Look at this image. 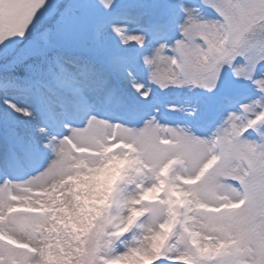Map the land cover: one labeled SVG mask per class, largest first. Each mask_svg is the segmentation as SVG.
<instances>
[{"label":"rangeland","instance_id":"374dc122","mask_svg":"<svg viewBox=\"0 0 264 264\" xmlns=\"http://www.w3.org/2000/svg\"><path fill=\"white\" fill-rule=\"evenodd\" d=\"M62 1L4 0L10 46L4 48L5 22L0 17V59L13 54L21 63L40 55L36 39L64 45L41 27L46 21L31 25L38 17L51 19L57 12L55 4ZM90 1L79 11L68 12L75 26L63 37L75 43L92 39L98 17L103 21L106 14L120 13L121 22L108 25L99 37L110 55L120 50L116 28L125 29L120 52L129 53L130 63L121 58L110 70L73 69L66 64L65 91L45 90V106L39 109L27 88L0 81V125L12 129L37 161L29 162L17 148L8 150L0 137V237L5 240H0V264H161V254L172 263L206 264L213 255L223 254L225 259L214 264H264V145L255 150L253 140L239 137L245 125L238 119V109L225 111L224 122L209 133L191 130L190 123L171 125L150 116L165 105L154 88L172 93L197 82L210 91L223 90L213 66L230 53L247 25L264 15V0H239L233 6L232 0H205L206 8L219 9L228 18L230 30L224 39L219 23L188 6L180 22L182 35L188 38L179 41L184 71L180 79L175 75L179 57L171 45L165 51L150 44V53L141 57L133 47L147 42L145 29L151 22L168 20L173 12L168 0H157L150 7L138 0ZM197 36L209 41L212 59L203 55ZM252 53L248 67L235 66L236 77L226 87L232 93L247 83L256 63L264 61V53ZM127 69L135 76H129ZM257 79V87L264 89V75ZM189 94L167 101L168 111L191 120L198 116V103L187 98ZM81 96L83 109L76 102ZM257 104L259 100L248 105L252 118L259 117ZM102 108L108 111L94 117ZM133 109L142 118L139 123L114 119L116 112ZM58 113L69 122L58 119ZM50 124L65 128V134L59 137ZM217 134L218 144L213 141ZM117 176L125 183L120 185ZM168 178L188 200L185 215L204 254L200 259L194 258L184 238L176 202L167 190ZM227 178L245 182L248 194L226 183ZM230 188L236 191L234 198ZM98 233L103 243L99 251ZM14 243L31 251L14 248Z\"/></svg>","mask_w":264,"mask_h":264},{"label":"trees","instance_id":"16d2710c","mask_svg":"<svg viewBox=\"0 0 264 264\" xmlns=\"http://www.w3.org/2000/svg\"><path fill=\"white\" fill-rule=\"evenodd\" d=\"M11 55H13V54H11ZM11 55H9V56H7V58L5 59V60H2V59H0V67L4 70H9V68L10 67H12V66H18L20 63H19V57H17V56H13V57H11ZM32 61L33 60H37V58H36V56L34 57V58H32L31 59ZM10 69H12V68H10Z\"/></svg>","mask_w":264,"mask_h":264},{"label":"bare ground","instance_id":"6f19581e","mask_svg":"<svg viewBox=\"0 0 264 264\" xmlns=\"http://www.w3.org/2000/svg\"><path fill=\"white\" fill-rule=\"evenodd\" d=\"M36 40H37V42H35V44H40L39 39H36ZM67 114H69L68 111H67ZM57 118H58V119H59V118H60V119L64 118V121H62V122H65V123H66V121L69 122V121H68V117L65 116L64 113H62V114H61V113H58ZM39 126H40V125H39ZM53 129H54V128H53ZM55 131H57V129H56ZM202 136L205 137L206 135H202ZM198 137H200V136H198ZM203 149H204V148H203ZM202 152H204V150H203ZM202 152H201V153H202ZM202 154H203V153H202ZM234 192H236V191H234L233 188H230V194L233 195V198L235 197V193H234Z\"/></svg>","mask_w":264,"mask_h":264},{"label":"snow or ice","instance_id":"6c2138e0","mask_svg":"<svg viewBox=\"0 0 264 264\" xmlns=\"http://www.w3.org/2000/svg\"><path fill=\"white\" fill-rule=\"evenodd\" d=\"M120 29L119 28H116V31H119Z\"/></svg>","mask_w":264,"mask_h":264}]
</instances>
